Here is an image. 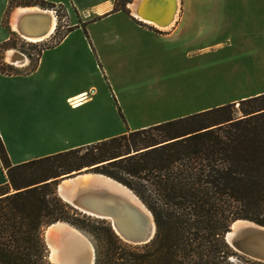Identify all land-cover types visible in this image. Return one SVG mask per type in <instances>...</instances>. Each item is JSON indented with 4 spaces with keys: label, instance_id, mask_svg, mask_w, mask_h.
Wrapping results in <instances>:
<instances>
[{
    "label": "crops",
    "instance_id": "obj_1",
    "mask_svg": "<svg viewBox=\"0 0 264 264\" xmlns=\"http://www.w3.org/2000/svg\"><path fill=\"white\" fill-rule=\"evenodd\" d=\"M42 1L60 7L72 23L40 50L31 69L0 70V139L12 164L210 108L130 123L134 107L170 99L163 94L174 85L177 91L179 74L257 80L214 106L264 93V0H162L156 21L145 16L147 0L133 3L145 18L127 0ZM9 2L0 0V45L9 35L2 23ZM213 59L227 66L212 74ZM73 100L78 104L70 106ZM5 182L0 163V185Z\"/></svg>",
    "mask_w": 264,
    "mask_h": 264
},
{
    "label": "trees",
    "instance_id": "obj_2",
    "mask_svg": "<svg viewBox=\"0 0 264 264\" xmlns=\"http://www.w3.org/2000/svg\"><path fill=\"white\" fill-rule=\"evenodd\" d=\"M0 163V264H48L43 226L82 227L55 183L84 167L131 189L154 222L139 246L109 226L92 233L93 264H234L231 255L264 264L239 256L223 238L237 218L264 225V93L16 164L0 139Z\"/></svg>",
    "mask_w": 264,
    "mask_h": 264
},
{
    "label": "water",
    "instance_id": "obj_3",
    "mask_svg": "<svg viewBox=\"0 0 264 264\" xmlns=\"http://www.w3.org/2000/svg\"><path fill=\"white\" fill-rule=\"evenodd\" d=\"M49 15L51 16V13ZM49 15L44 14L47 26L40 35L49 34L47 33ZM36 16L38 14L24 16L21 23ZM90 168L84 167L61 175L55 186L56 194L71 207L83 213L108 218L112 230L123 240L132 243L147 242L154 232V222L150 211L125 185L105 174L87 171ZM111 181L125 186L132 199L128 195L118 193L116 190L119 189ZM124 216L129 219L138 218L136 219L138 222L131 221L130 226L123 221ZM131 227L132 230H128ZM42 238L51 264H62V251L66 248L67 241L70 245L73 244L76 251L70 264L94 263V249L90 241L64 221L57 220L46 224ZM223 238L235 252L264 263V225L237 218L230 222ZM51 249L56 251L52 255Z\"/></svg>",
    "mask_w": 264,
    "mask_h": 264
},
{
    "label": "rangeland",
    "instance_id": "obj_4",
    "mask_svg": "<svg viewBox=\"0 0 264 264\" xmlns=\"http://www.w3.org/2000/svg\"><path fill=\"white\" fill-rule=\"evenodd\" d=\"M119 1H123V0H119ZM132 1L133 0H127V2H130L129 5L132 9V12L134 13L133 3H135L136 0H134L133 2ZM15 2L16 3L12 2L10 4V6L8 7V10L6 11L2 19V23L6 25V27L9 30V35H8L7 43L5 45L0 46V64L7 70L20 69V70L25 71V70L31 69L34 66L37 54L41 48L51 45L54 42H56L59 39V37L68 29V27L72 23V18L68 17L66 13L64 12V10H62L58 6H53V5L43 6V5H40L35 0H16ZM23 6L26 8L37 7L42 10L51 9V8L56 9V13H55L56 17L54 18L55 23H54L53 29L51 32H49L48 35L44 36L41 40L33 41V40L27 39L25 36L22 37L16 32L18 30H16V28L13 27V23L17 20V17L20 15L18 8L23 7ZM16 52H20L27 60L26 64L19 68L18 66L12 65L9 62L11 59H13L11 58L13 56V53H16ZM14 62L18 63V61L16 60L12 61V63ZM227 63L228 62L219 61L218 59L211 60L210 62L211 73L213 74L215 72H218L220 66L223 65V68H224L225 66H227ZM181 76L182 75L179 74V77H178L179 83H178L177 91L175 90V85H174L173 86L174 90L172 93L168 95L163 94L164 98L168 97L170 99L168 100L163 99L162 102H159L157 104L143 103L139 105L140 107L138 106V108L134 107V109H131L128 115L130 123L140 122L142 120L143 121L150 120L156 117L157 115H160L161 113H179L186 109H191V108H195V107L202 106V105H210L212 107L217 102L226 100L228 98L238 97L240 94L235 91L236 89L241 90V89H244L246 86H252L255 84L254 82L257 81L256 79H253V80L234 79L235 81H232L230 83H223L218 78H212V79L203 78L202 79V78H198L194 76H189L185 78ZM173 80L176 81V77H174ZM87 171L95 172L92 169H88ZM60 176L57 177L55 186L58 183ZM9 190H11L10 187H9ZM134 195L139 199V197L135 193ZM72 209L75 213L69 212L68 215L76 219L79 223H81L82 227L81 228L77 227L76 225H72L69 222H66V223L70 224L72 227H74L80 233H82L90 241L94 249V239H93L94 234L92 233H103L105 227L107 226L111 228L109 220L83 213L73 207ZM43 231H44V226L42 228L41 233H43ZM117 237L126 244L136 245V246L144 244V243H132V242L125 241L118 235ZM47 253H48V250H47ZM237 254H239V256L241 257H244V258L246 257L242 255L241 253L237 252ZM229 258L230 260L233 261L234 264H242L240 257L231 255ZM47 261H48V264H51L48 257H47Z\"/></svg>",
    "mask_w": 264,
    "mask_h": 264
},
{
    "label": "bare ground",
    "instance_id": "obj_5",
    "mask_svg": "<svg viewBox=\"0 0 264 264\" xmlns=\"http://www.w3.org/2000/svg\"><path fill=\"white\" fill-rule=\"evenodd\" d=\"M139 0H136L135 2H138ZM162 0H147L146 4H145V16H149V17H152L151 20H158V10L160 9V4H161ZM174 3H175V0H174ZM176 4V3H175ZM134 10V14L136 16H141V18H145L144 16L140 15L138 13V11L136 10V6L135 8H133ZM18 11L20 12V15L17 17V20L13 23V27L16 28V31L19 35H21L22 37L25 36L27 39L29 40H33V41H38V40H41L45 35H40L41 32H43L45 29H46V17L44 16V14H47L49 15L50 11L48 10H42V9H39L37 7H30V8H26V7H19L18 8ZM173 11V14L175 15V12H176V6L172 9ZM30 14H38V16L36 17H32L30 19H27L24 23H21V20L23 19L24 16H27V15H30ZM173 14L171 13V15H168V16H165L164 15V18H163V22L164 21H167L170 19V17L173 18ZM145 21V20H144ZM172 21V20H171ZM149 22V20H148ZM54 23H55V20H54V17L51 15H49V22H48V27H47V33L48 32H51L52 29H53V26H54ZM26 33H25V32ZM46 33V32H45ZM11 52V50H10ZM14 59H18V60H23L25 59V57L21 56L22 54L20 52H16L14 53ZM83 178H85V176H83ZM112 184H114L115 186H117V189L119 190H116L118 193H120L121 195H128L130 196V198L132 199L128 189L117 183V182H112ZM89 214V213H88ZM93 215V214H91ZM94 216V215H93ZM96 217H101V216H98L96 215ZM126 216L122 217L123 221L128 224V225H132V222L133 223H136L138 222L136 219L138 218H125ZM101 218H104V217H101ZM108 219V218H106ZM132 221V222H131ZM128 230H132V227L131 229H128ZM66 248L62 251V260H61V263L62 264H70L71 263V260L72 258H74V255H75V248H73V244H69V241H67V245L65 246ZM68 248V249H67ZM56 251L55 249H51V255L54 254Z\"/></svg>",
    "mask_w": 264,
    "mask_h": 264
},
{
    "label": "built area",
    "instance_id": "obj_6",
    "mask_svg": "<svg viewBox=\"0 0 264 264\" xmlns=\"http://www.w3.org/2000/svg\"><path fill=\"white\" fill-rule=\"evenodd\" d=\"M47 10L50 11L51 15H52L54 18L56 17V15H55V13H56V9L51 8V9H47ZM140 21H141V22H144V23H146V24H148V22L144 21L143 19H140ZM156 27H158V26H156ZM10 64H11V63H10ZM12 65H13V64H12ZM18 67H20V66H18ZM69 104H70V106H75L76 104H78V100L70 101Z\"/></svg>",
    "mask_w": 264,
    "mask_h": 264
}]
</instances>
